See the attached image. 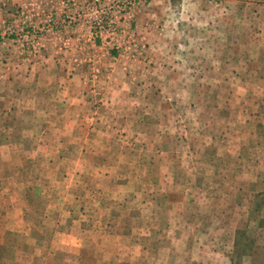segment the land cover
Here are the masks:
<instances>
[{"label": "rangeland", "instance_id": "374dc122", "mask_svg": "<svg viewBox=\"0 0 264 264\" xmlns=\"http://www.w3.org/2000/svg\"><path fill=\"white\" fill-rule=\"evenodd\" d=\"M152 1L141 0L139 5H134L131 15L117 18L112 42L109 36L107 38V31L94 35L96 14L81 1L0 0V43L4 45L0 47V67L11 74V65L17 76H23L29 72L31 64L41 60L42 52L49 45L57 47L65 35L78 41L76 33L88 32L84 43L88 47L86 61L89 70L81 75L88 80V92L93 96L90 108L96 114L97 107L106 102L100 98L103 82L108 83L109 76H120L125 65L132 64L130 69L137 68L138 74L140 71L145 74L150 66L155 65L157 55L149 46L151 37L145 33V37L142 36L144 28L149 30L155 26L163 30H181V34L175 36L176 72L185 78V82L196 81L193 88L200 94L197 98L198 92H193L191 100L186 97L185 101H176L175 110L178 118L188 114L199 121L200 128L202 123L204 128H199L200 135L195 129L194 134L208 139L209 146L212 131L210 126L206 127L205 117L224 112L226 121L231 117V123L233 119L236 121L239 107L226 98L224 111L218 112L221 109L218 107H222L219 100L233 92L246 96L248 92L256 91L261 82L251 72V63H224L219 75H224L225 80L217 87L214 80L220 63L216 62L215 56H221L224 34L231 32L235 25L240 32L242 57L251 55L260 63L264 61V0H202L201 3L199 0H177L180 5H175V9L182 18L161 21L158 25L148 14V9L153 7L149 5ZM52 24L58 26L56 30H49ZM189 28L193 32L186 37L184 31ZM165 38L168 49L170 37L166 33ZM185 39L193 44L187 65H194L191 74L196 79L202 75V82L190 77V69L183 61ZM96 40L103 43V48L96 54L106 52L108 59L112 58L110 63L109 60L93 63L95 48L91 46ZM8 49L16 55L17 59H11L15 63H8ZM165 56L167 58V53ZM125 58H128L127 64L123 62ZM261 71L264 72L263 68ZM21 104L18 99L17 110ZM196 108L200 111L198 115ZM104 119L106 122L109 117ZM242 119L245 115L241 111ZM118 126L119 123L113 125ZM236 129L240 132L243 128L237 126ZM97 130L99 127L65 133L62 137L66 136V139L61 141L51 140L60 133L50 132L44 134L48 146L36 147L31 139L40 133L22 132L19 123L16 124L10 133L11 141L6 142L13 146L0 149V264H264V129H255L257 135L253 140L258 138L256 147L250 144L252 139L249 136L244 140L247 146L240 149L239 159L232 155L234 133L229 130L230 140L216 144L217 149L200 146L191 152L178 145V148H172L177 162L171 169L160 163L155 168L136 163L138 152L132 149L133 138L130 135L125 138L123 133L121 138L128 146L114 147L121 134H109L108 139L115 138L116 141L108 147H114L115 154L127 152L123 167H128L130 173L170 170L175 176L168 184L159 185L160 182L157 184L158 181L152 180L141 183L139 178L130 179L127 184L123 181L122 186L121 165L105 163L111 152L101 146L104 136ZM1 133L0 143L6 138V132ZM138 186L139 191L148 187L152 192L136 196ZM155 187L157 190H153ZM117 188L124 194L127 190L128 198L121 193L116 198L113 194H106ZM151 202L158 204L155 213L151 212L154 205ZM169 203L170 208H160ZM122 204L129 205L122 214L131 221H141L155 214L156 229L151 230L150 235L154 231L156 236H170L171 242L159 245L155 251L159 254L149 252L144 258H138L141 255L136 251L133 255H137V259H108L106 255L92 260L81 256L78 252L81 246L75 238L109 237L111 233L107 229L106 234L105 229L100 231L101 228L94 225L113 220ZM141 204L145 205L144 209ZM107 244L109 246L108 241Z\"/></svg>", "mask_w": 264, "mask_h": 264}, {"label": "crops", "instance_id": "0c3cea01", "mask_svg": "<svg viewBox=\"0 0 264 264\" xmlns=\"http://www.w3.org/2000/svg\"><path fill=\"white\" fill-rule=\"evenodd\" d=\"M201 2L202 0H199V3ZM149 5L153 7L152 9H148V14L150 18L157 21L156 25L161 23V21H172L182 18V15L178 14L180 12L175 9V5H180V2L177 0H153L152 4ZM154 27L150 28L151 30L144 28L142 36L145 37V34H147L151 37L148 41L151 50H154L157 55V59L154 62L155 65L153 67L150 66L145 71V74H143V71H140L141 74H138L137 68H133L135 70L132 71L130 69L132 64L125 65L122 68L120 76H109V82H103L104 87L100 98V100H106V102L103 101L97 107L98 111L95 112L96 114L90 108V99L93 96L88 92V80L85 75H81L84 71L89 70V65L87 64L89 62L86 61L88 58V54L86 53L88 47L86 48V44L84 43L88 32L76 33L78 41L65 35L61 37V41H59L57 47L49 45L42 52L41 60L33 65L31 64V69L29 72L24 73L23 76H17L16 69L11 65L9 67L12 69L11 74L9 73L11 71L6 72L0 67V134H2L1 132H6L5 140L0 143V149L13 146L11 143L7 144L6 142L11 141L10 133L13 132L12 130H15L18 123L22 132L38 131L40 133L31 139L36 147L37 145H40V147L48 146L45 143L46 135L44 136V134H49L50 132L60 133V135H56L51 140L61 141L66 139V136L62 137L65 133L88 131L90 129L95 130L96 127H99L97 131L103 132L104 136L101 146L111 152L109 160L105 163L109 165L111 163H119L121 165L122 186L123 181L127 184L130 179L138 180L141 178L139 180L142 181L141 183L149 180L158 181L157 184L160 182L159 185L162 183L168 184L170 180L175 179L170 170L163 173L159 171L130 173L128 167H123V159L127 155V152L115 154L114 150V147L128 146V143H123L124 141L121 138L123 133L126 134L125 138L127 135L133 138L132 149H136L138 152L135 162L140 164L145 163L147 168L149 165L155 168L160 163L167 165L168 169H171V166L176 165L177 162L176 160L174 161L176 158L174 157L172 148H178V145L182 146V148H188V151L191 150V152L200 146L203 149H207L209 146L217 149L218 144L230 140V137H228L230 133L227 130L235 135H232L233 146L231 149L232 155H235L236 159H239L238 157L241 155L240 149L247 146L244 140H247L248 136L252 139L250 144L256 147L258 138L253 140L257 135L256 130L264 129V72L261 71V68L264 71V61L260 63L256 59H253L251 55L242 57L240 32L237 31L236 26L232 27L231 32L229 30L228 34H224L225 37L221 41V56H215L216 62L220 63V65H217L214 82L219 87L225 80L224 75H219L224 67V63H251V72L255 73V78L261 81V85L259 84L260 86L258 85L255 88L256 91L248 92L246 96L233 92L229 93L231 97L228 95L224 100H219L222 103V107H218L221 108L218 109V112L224 111L226 98L229 100V103L232 102L233 105L239 107L237 109L238 113L234 110V113L236 112L237 114V120L233 119L231 123V117L230 120L226 121V113L224 112L222 115L213 114L214 117L212 115L209 118L205 117L204 120L208 122V125L204 124L206 127L210 126L212 131V135L210 136L212 144L209 146L206 142L208 139L195 136L194 134L195 129L196 133L200 135L198 131L200 128L198 125L199 121L193 119L192 115L188 117V114H182V117L180 116L182 119H180L175 110L176 101H185L186 97H189L191 100L192 96H194L193 92H198V89L193 88V84L196 81L185 82L183 81L185 78L180 77L181 74L178 76L179 73L176 72L177 64L174 53L176 51L177 38L175 39V36L181 34V30H163L159 27ZM192 30L191 28L185 30V36L190 37V34L193 32ZM165 33L170 37L168 41L170 47L168 49L166 48ZM173 34L174 36H172ZM183 42L186 51L183 61L186 63L185 66L190 69V77L194 78L191 74L194 65H187V63H190L187 57L191 54L193 44L189 39H185ZM102 45L103 43L99 40L93 41V45L91 46L95 48L92 54L93 63H106V60H109L110 63L112 60L111 57L108 59L106 52L102 53V55L96 54V51H100L103 48ZM0 47H4L3 43H0ZM4 52H7V49ZM12 52V49H8L7 57L10 64L15 63L11 59H17L16 55ZM165 53L168 55L167 58ZM110 55L113 57V53H110ZM0 58H2L1 55ZM127 59L123 60L126 64L128 63ZM201 63H203L202 60ZM100 66L102 65L100 64ZM237 79L243 81L241 77ZM196 80L202 82L204 81V77L200 75ZM188 93L191 96H187ZM199 94L198 92L197 98ZM16 95H18L17 98ZM200 98L202 97L200 96ZM18 99L23 103L19 110L16 109L15 105ZM196 110L198 115L200 111L198 108ZM190 111L193 114V111ZM241 111L245 115L244 120H240ZM98 113L100 114L98 115ZM95 115L96 117H94ZM104 117H109V120L105 122ZM117 123H119V126L113 127ZM235 124H237L236 127L239 126L243 129L239 132L234 127ZM261 124L263 125L261 126ZM203 128L204 126L201 123L200 130ZM118 132L121 134V136L119 135V140H117L119 143L114 147H108L113 146L116 140L115 138L108 139L107 135L113 133L117 135ZM246 135L247 137H245ZM157 188L155 187L153 190H157ZM139 190H141L140 186L136 188L135 193L139 197L142 196L141 194L147 193L150 195V192H152L148 187H142V191ZM120 193L124 194L117 188L109 190L106 194H113L112 196L116 198L121 195ZM125 194L122 196L128 198L129 192L127 190ZM167 194L170 195V193ZM151 197L153 198L154 194L151 193ZM151 204L154 203L151 202ZM157 205H152V213H155L157 210ZM121 206L119 214L114 215L113 220L102 221L99 225H94V227L101 228L100 231L105 229L103 231L106 234V229L108 233H111L109 237L99 235L105 241H102L99 237L75 238L78 239L76 242L81 246L78 247V252L82 254L81 256L90 257L92 260H99V258H103L106 255L108 259H137L135 258L137 255H133L134 251H136L141 255L138 258H144L149 252L154 253L157 251L159 245L171 242L170 236H156V232L154 231L150 235V231L156 229L157 220L155 214L152 217L144 216L145 218L141 221H131L122 214V211L128 210L129 205L122 204ZM141 206V208H145V205L141 204ZM162 207L170 208L171 205L169 203V205L160 206L161 209ZM139 228L141 231H137ZM167 231L169 232V230ZM97 232L99 233V230ZM107 241L109 242V246H107ZM150 245L154 246L151 247ZM154 254H159V251Z\"/></svg>", "mask_w": 264, "mask_h": 264}, {"label": "built area", "instance_id": "2783aa9c", "mask_svg": "<svg viewBox=\"0 0 264 264\" xmlns=\"http://www.w3.org/2000/svg\"><path fill=\"white\" fill-rule=\"evenodd\" d=\"M75 1V0H74ZM91 11V13L96 14L95 17V27H94V35L99 36L103 33V31H107L109 33L110 41L113 42L115 37L111 35L114 34L115 30V22H117V18H126L131 15L132 9L134 5H139L141 0H136L137 2L130 0H78ZM77 2V0H76ZM116 5V8H115ZM114 12H116L115 15ZM72 21V20H70ZM58 23V22H57ZM58 26L52 24L49 27V30H56Z\"/></svg>", "mask_w": 264, "mask_h": 264}]
</instances>
